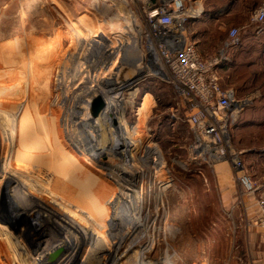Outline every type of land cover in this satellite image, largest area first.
<instances>
[{"label":"rangeland","instance_id":"obj_1","mask_svg":"<svg viewBox=\"0 0 264 264\" xmlns=\"http://www.w3.org/2000/svg\"><path fill=\"white\" fill-rule=\"evenodd\" d=\"M198 1L185 0L186 34L236 88L230 51L250 36L262 48L264 22L251 17L264 0L247 1L254 13L236 38L225 19L193 12ZM155 2L0 0V264L61 255L69 264H251L264 255L261 212L252 221L238 199L224 203L222 163L237 196L247 192L232 161L196 148L149 23ZM98 95L106 106L94 117ZM235 135L229 154L241 156L251 143L238 147ZM254 136L264 145V131Z\"/></svg>","mask_w":264,"mask_h":264},{"label":"built area","instance_id":"obj_2","mask_svg":"<svg viewBox=\"0 0 264 264\" xmlns=\"http://www.w3.org/2000/svg\"><path fill=\"white\" fill-rule=\"evenodd\" d=\"M155 3L148 12L149 23L160 37L161 52L173 85L188 109L190 126L200 139L196 148H203L217 160L230 158L238 182L247 191H255L257 186L246 172L243 160L239 155H230L227 145L230 128L247 100L238 99L232 88L222 86L220 60L217 57L205 59L188 40L185 20L189 12L185 0H157ZM252 21L264 22V6L252 15ZM230 34L236 38L238 30L233 28ZM258 205L260 225L264 226V192L258 198Z\"/></svg>","mask_w":264,"mask_h":264},{"label":"crops","instance_id":"obj_3","mask_svg":"<svg viewBox=\"0 0 264 264\" xmlns=\"http://www.w3.org/2000/svg\"><path fill=\"white\" fill-rule=\"evenodd\" d=\"M216 1L217 0H200V3L198 1L196 4L197 6L195 5L196 7L192 8L194 9L193 12H202L204 10L210 14H216L214 17H208L211 19L221 17L222 20L225 19L231 27L237 30L246 27L247 24L245 22L250 20L251 14L254 13L247 8L248 0H219L221 1L220 9H216V6H214V3H217ZM189 6L191 5L189 4ZM189 14L188 16H190ZM192 16L193 15H191L189 19H191ZM260 35L263 36L261 39V49L258 50L255 48L256 44H253L251 40L253 36H250L251 38L246 37L238 44V48L235 52L232 51L233 49L230 51V53L234 55V69L231 71L233 67L230 63L231 65L229 66L231 67L228 72H232L236 79L235 82H239L237 87H234L237 89L236 97L241 100H247L245 108L236 115L235 121L239 122L231 132V137H233L236 131L235 142L238 147H241L240 144L243 142V139H256L254 133L264 131V30L260 32ZM241 70H243V73ZM226 85L234 90L233 86ZM248 140H244V142L246 141L247 144L251 143L249 147L245 146V148H238L237 151L241 154L240 157L243 160L245 170L252 176L257 189L255 191H247L242 196H237L235 188L236 183H232L231 179L228 177V166L223 163L219 166L217 165V175L218 177L220 176L218 180L220 188L225 189L222 194L224 203L228 205L229 202H233L235 199L237 201L238 199L242 202L245 217L248 220L255 221L259 212H261L260 206L258 205V198L264 192V145L252 143ZM217 166H215V168L213 167V171L216 172ZM259 247L264 249L263 236L262 241L259 243ZM251 264H264V255L255 258Z\"/></svg>","mask_w":264,"mask_h":264},{"label":"bare ground","instance_id":"obj_4","mask_svg":"<svg viewBox=\"0 0 264 264\" xmlns=\"http://www.w3.org/2000/svg\"><path fill=\"white\" fill-rule=\"evenodd\" d=\"M123 30V28L121 29H118V30H116L117 32H121ZM108 148H110V147H108ZM43 171V170H42ZM71 177V176H70ZM64 244V243H63ZM62 250V249H61ZM58 251V252H57ZM57 252V253H56ZM52 254H55L56 253V255L58 256L59 255V253H60V250H54V251H52L51 252ZM50 253V254H51ZM61 257V258H60ZM60 257H57L56 259H53V258H51L52 259V261H50V260H48V258H43V259H41V260H39V262L37 263V264H69L68 262L70 261V259L71 258H64L63 257V255H61Z\"/></svg>","mask_w":264,"mask_h":264},{"label":"water","instance_id":"obj_5","mask_svg":"<svg viewBox=\"0 0 264 264\" xmlns=\"http://www.w3.org/2000/svg\"><path fill=\"white\" fill-rule=\"evenodd\" d=\"M106 102L101 95L96 96L92 101V115L97 117L99 113L105 108Z\"/></svg>","mask_w":264,"mask_h":264},{"label":"trees","instance_id":"obj_6","mask_svg":"<svg viewBox=\"0 0 264 264\" xmlns=\"http://www.w3.org/2000/svg\"><path fill=\"white\" fill-rule=\"evenodd\" d=\"M198 51H199V50H198ZM200 54H201V53H200ZM201 55H202V54H201ZM221 83H222V86H223V87H225V88H229V87H227V85L224 83L223 78H222V80H221ZM233 88H234V87H233ZM234 90H235V92H236V94H237V89L234 88ZM238 122H239V121H235V123L231 126V128H230V133H231L232 130L237 126ZM231 136H232V134H231Z\"/></svg>","mask_w":264,"mask_h":264}]
</instances>
